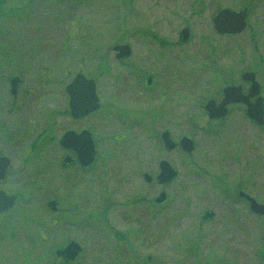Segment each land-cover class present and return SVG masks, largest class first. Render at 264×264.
Here are the masks:
<instances>
[{"label":"rangeland","instance_id":"1","mask_svg":"<svg viewBox=\"0 0 264 264\" xmlns=\"http://www.w3.org/2000/svg\"><path fill=\"white\" fill-rule=\"evenodd\" d=\"M7 6L0 21V155L11 165L0 190L17 201L0 214V264H259L264 215L238 193L264 204V125L248 118L245 105L210 121L205 104L219 102L228 85L247 92L246 71L257 74L264 97V0ZM223 8H248L242 33L215 31ZM185 26L192 35L178 44ZM124 43L131 54L119 59L114 46ZM79 72L95 79L101 108L74 119L66 86ZM13 77L20 79L16 95ZM69 130L92 133L90 166L60 145ZM166 130L177 142L192 138L195 150H166ZM162 159L178 171L167 184L157 179ZM161 192L167 199L156 203ZM70 241L83 251L76 262L60 261L55 251Z\"/></svg>","mask_w":264,"mask_h":264},{"label":"water","instance_id":"2","mask_svg":"<svg viewBox=\"0 0 264 264\" xmlns=\"http://www.w3.org/2000/svg\"><path fill=\"white\" fill-rule=\"evenodd\" d=\"M249 16L248 8L241 10H233L231 8L220 9L214 17V29L219 35L225 34H239L242 33L248 26L247 18ZM183 39L189 37V29L185 28L182 32ZM117 51V58H124L131 54L130 45L127 43L117 44L114 46ZM256 73L253 71H246L242 73L241 79L244 82H250L248 93L244 92L242 84L228 85L223 88L224 97L222 101L217 104L214 99H210L205 109L208 112L209 118H223L228 115V106L232 103H244L247 105V114L257 124L264 125V97L261 95V85L257 81ZM20 79L13 77L11 80V92L13 95L17 94ZM66 92L69 95L70 114L75 119L83 118L100 109V98L97 94V84L95 79L89 78L83 73H77L72 81L66 86ZM257 96L254 102L251 98ZM166 150L171 151L178 145L187 153L195 150V141L183 136L179 142L175 141L169 131H163L161 134ZM60 145L76 154L77 160L82 167L90 166L96 157V146L93 135L89 130H82L77 133L73 130L66 131L59 140ZM71 156L65 158V163L71 162ZM11 165V159L7 156L0 155V180H4L7 176L8 169ZM159 173L157 179L163 184L171 182L178 174V171L172 164L162 159L159 162ZM144 178L148 182L153 181V176L149 173L144 174ZM240 198H244L249 203L251 212L257 215H264V204L257 201V199L245 191L239 192ZM167 199V193L161 192L155 199L156 203H162ZM17 201L15 194H9L4 190H0V213L6 212L14 207ZM48 206L52 210L56 209L57 201L51 200ZM213 211L206 212L204 219L214 217ZM83 251V247L77 241H70L64 248H59L55 251L57 257H64L66 261H75Z\"/></svg>","mask_w":264,"mask_h":264},{"label":"flooded vegetation","instance_id":"3","mask_svg":"<svg viewBox=\"0 0 264 264\" xmlns=\"http://www.w3.org/2000/svg\"><path fill=\"white\" fill-rule=\"evenodd\" d=\"M185 28H188L189 29V37H188V39H186V40H184L183 39V36H182V32H183V30L185 29ZM191 35H192V33H191V30H190V28L188 27V26H185V27H183L182 28V30H181V32H180V35H179V40L177 41L178 42V44H184V43H186L188 40H189V38L191 37ZM163 43H164V41H163ZM170 44V42L168 43V41H167V45H169ZM147 80V84H148V87H151L152 86V84H153V79H152V77H149L148 79H146ZM246 83H249L250 84V82H246ZM243 85V84H242ZM243 88H244V85H243ZM249 88H250V86H249ZM249 88L247 89V92H245V89H244V92L245 93H248V90H249ZM222 98H221V100L219 101V102H217V100H215L216 102H217V104H219L221 101H222V99H223V97H224V94H223V90H222ZM256 98H257V96H255V97H253V98H251V101L252 102H254L255 100H256ZM206 105V104H205ZM233 105H245L246 106V113H247V105L246 104H244V103H232V104H230L229 106H228V109H229V112H230V107L231 106H233ZM101 108V107H100ZM206 110V109H205ZM207 111V110H206ZM229 112H228V114H229ZM207 115H208V112H207ZM72 116V115H71ZM247 116H248V114H247ZM208 118H209V115H208ZM223 118H225V117H223ZM223 118H213V119H210V121H214V120H221V119H223ZM248 118H250L249 116H248ZM75 119V118H74ZM81 119V118H80ZM251 119V118H250ZM251 120H253V119H251ZM254 121V120H253ZM255 122V121H254ZM177 147H180L179 145L177 146ZM176 147V148H177ZM175 148V149H176ZM181 148V147H180ZM182 149V148H181ZM174 150V149H173ZM183 150V149H182ZM184 151V150H183ZM77 158V157H76ZM73 159V158H72ZM73 161V160H72ZM72 161L71 162H69V163H72ZM79 162V161H78ZM68 164V163H67ZM82 167V166H81ZM85 168V167H84ZM57 207V206H56ZM11 210V209H10ZM56 210V209H55ZM9 211V210H8ZM7 212V211H6ZM2 213H5V212H2ZM2 213H0V214H2ZM57 259H59L60 261H61V259H63V257H60V258H57ZM65 259V258H64Z\"/></svg>","mask_w":264,"mask_h":264},{"label":"trees","instance_id":"4","mask_svg":"<svg viewBox=\"0 0 264 264\" xmlns=\"http://www.w3.org/2000/svg\"><path fill=\"white\" fill-rule=\"evenodd\" d=\"M33 1V0H32ZM8 0H0V21L5 18V16L8 14V6H7ZM68 262H76L75 261H68ZM259 264H264V245L262 248V254Z\"/></svg>","mask_w":264,"mask_h":264}]
</instances>
